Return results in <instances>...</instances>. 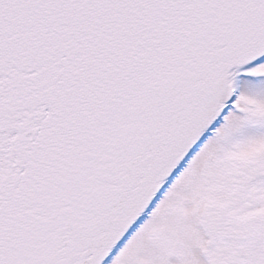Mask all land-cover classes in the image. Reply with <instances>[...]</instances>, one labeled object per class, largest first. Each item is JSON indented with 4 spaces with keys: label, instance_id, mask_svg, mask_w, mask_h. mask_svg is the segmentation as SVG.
<instances>
[{
    "label": "snow or ice",
    "instance_id": "1",
    "mask_svg": "<svg viewBox=\"0 0 264 264\" xmlns=\"http://www.w3.org/2000/svg\"><path fill=\"white\" fill-rule=\"evenodd\" d=\"M0 264H264V0H0Z\"/></svg>",
    "mask_w": 264,
    "mask_h": 264
}]
</instances>
